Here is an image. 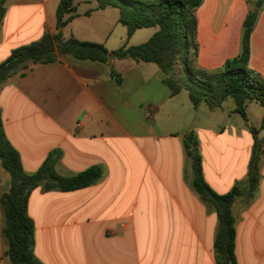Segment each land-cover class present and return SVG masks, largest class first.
I'll return each mask as SVG.
<instances>
[{
  "label": "crops",
  "instance_id": "0c3cea01",
  "mask_svg": "<svg viewBox=\"0 0 264 264\" xmlns=\"http://www.w3.org/2000/svg\"><path fill=\"white\" fill-rule=\"evenodd\" d=\"M58 3L5 1L0 62L13 48L58 31ZM74 4L77 16L61 28L63 38L103 43L109 51L124 43L127 29L118 7L100 8L97 0ZM248 8L246 0L202 1L195 10L198 67L216 70L240 52ZM157 29H136L128 44L147 40ZM248 66L264 78V0L250 35ZM111 70L120 74V83ZM164 78L154 62L65 55L33 64L0 85L4 133L26 172H34L55 148L61 150L55 164L60 175L103 168L100 179L80 189L30 192L33 253L43 264H216L217 215L191 184L183 135L195 133L203 177L225 193L247 178L253 149L248 123L264 134V106L247 102V123L234 111L232 97L214 109L194 106L187 89L172 94ZM258 164L253 199L245 206L241 195L233 204L237 264H264V153ZM8 184L0 164V195ZM2 225L0 208V264H9Z\"/></svg>",
  "mask_w": 264,
  "mask_h": 264
},
{
  "label": "trees",
  "instance_id": "16d2710c",
  "mask_svg": "<svg viewBox=\"0 0 264 264\" xmlns=\"http://www.w3.org/2000/svg\"><path fill=\"white\" fill-rule=\"evenodd\" d=\"M5 1L0 0V26L5 14ZM202 1L97 0L100 8L107 5L118 7L119 22L127 29L124 43L109 51L103 43L79 40L74 36L62 37L61 28L76 17L77 12L74 0H59L56 8L58 31L54 34L46 31L38 40L13 48L9 56L0 62V85L13 74H23L33 64L54 62L65 55L104 63L112 58L128 57L157 64L165 73L163 80L171 93L175 94L181 88L187 89L194 106L205 103L214 109L227 97H232L235 101L234 111L248 123L247 102L256 101L264 106V78L248 66L250 35L263 0H246L249 8L243 20L240 52L213 71L195 64L198 53L195 10ZM152 26L158 29L146 41L128 44L129 37L136 29ZM111 74L118 83L121 82L120 74L114 70H111ZM248 128L253 137V149L247 178L222 194L215 192L203 177L202 158L195 133L188 131L183 135L185 152L191 160V184L217 215L214 239L216 264H237L233 204L239 196L244 195V204L248 205L260 179L258 162L264 153V139L258 138L255 128L249 125ZM60 156L61 150L52 149L34 172H26L18 151L5 136L0 111V164L9 174L8 188L0 195L3 214L1 236L6 244L4 255L9 264H43L33 253L34 221L27 213V201L33 189L41 187L44 191H72L95 183L103 174L102 166L96 164L74 174L60 175L55 170Z\"/></svg>",
  "mask_w": 264,
  "mask_h": 264
},
{
  "label": "rangeland",
  "instance_id": "374dc122",
  "mask_svg": "<svg viewBox=\"0 0 264 264\" xmlns=\"http://www.w3.org/2000/svg\"><path fill=\"white\" fill-rule=\"evenodd\" d=\"M146 41V40H145ZM144 42V41H143ZM142 43V42H141ZM249 125V127H253V128H255L256 130H257V136H258V138H263L264 139V134L263 135H261V136H259V133H260V126H258V125H253V124H248ZM249 129V128H248ZM250 132V131H249ZM264 141V140H263Z\"/></svg>",
  "mask_w": 264,
  "mask_h": 264
}]
</instances>
